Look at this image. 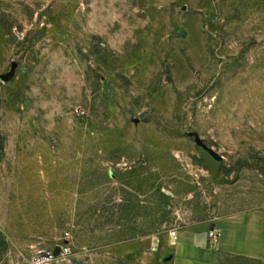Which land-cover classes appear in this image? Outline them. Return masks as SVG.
<instances>
[{
    "label": "rangeland",
    "instance_id": "obj_1",
    "mask_svg": "<svg viewBox=\"0 0 264 264\" xmlns=\"http://www.w3.org/2000/svg\"><path fill=\"white\" fill-rule=\"evenodd\" d=\"M13 66L0 264H171L173 233L264 211V0H0Z\"/></svg>",
    "mask_w": 264,
    "mask_h": 264
},
{
    "label": "crops",
    "instance_id": "obj_2",
    "mask_svg": "<svg viewBox=\"0 0 264 264\" xmlns=\"http://www.w3.org/2000/svg\"><path fill=\"white\" fill-rule=\"evenodd\" d=\"M218 234L208 238L210 230ZM210 230L176 232L168 260L171 264H217L222 254L250 259L264 258V211H250L216 222Z\"/></svg>",
    "mask_w": 264,
    "mask_h": 264
},
{
    "label": "water",
    "instance_id": "obj_3",
    "mask_svg": "<svg viewBox=\"0 0 264 264\" xmlns=\"http://www.w3.org/2000/svg\"><path fill=\"white\" fill-rule=\"evenodd\" d=\"M15 70H16V67L13 66L11 72L5 76H1L0 80L2 82L10 81L14 77ZM200 152H201V155L207 160L210 170L212 172V176L217 177L219 170H220L221 158L217 156L216 154L208 151L202 145H200Z\"/></svg>",
    "mask_w": 264,
    "mask_h": 264
},
{
    "label": "built area",
    "instance_id": "obj_4",
    "mask_svg": "<svg viewBox=\"0 0 264 264\" xmlns=\"http://www.w3.org/2000/svg\"><path fill=\"white\" fill-rule=\"evenodd\" d=\"M176 233H173L172 236L175 237ZM218 237V234L215 232V230H210L208 233V238L212 241H216Z\"/></svg>",
    "mask_w": 264,
    "mask_h": 264
}]
</instances>
